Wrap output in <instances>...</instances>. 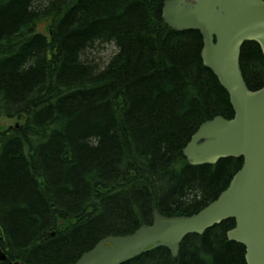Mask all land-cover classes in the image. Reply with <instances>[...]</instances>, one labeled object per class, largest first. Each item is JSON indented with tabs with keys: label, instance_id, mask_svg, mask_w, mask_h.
Segmentation results:
<instances>
[{
	"label": "trees",
	"instance_id": "1",
	"mask_svg": "<svg viewBox=\"0 0 264 264\" xmlns=\"http://www.w3.org/2000/svg\"><path fill=\"white\" fill-rule=\"evenodd\" d=\"M162 0H0V248L21 264H72L100 237L132 233L213 200L242 158L190 165L200 123L230 118L197 30L176 31ZM113 49V51H112ZM109 51L112 53L101 55ZM249 89L264 56L240 49ZM226 219L121 264H246ZM53 233V234H51Z\"/></svg>",
	"mask_w": 264,
	"mask_h": 264
},
{
	"label": "water",
	"instance_id": "2",
	"mask_svg": "<svg viewBox=\"0 0 264 264\" xmlns=\"http://www.w3.org/2000/svg\"><path fill=\"white\" fill-rule=\"evenodd\" d=\"M161 18L175 30L200 32L202 62L227 92L233 110L230 118L216 115L200 123L183 155L191 165L226 157L242 158V164L226 188L197 212L164 216L154 211L150 225L105 236L73 264H121L157 247L176 257L185 235L201 234L227 218L234 220L227 238L244 246L245 263L264 264V85L249 89L239 65L245 41L257 43L264 56V0H164ZM5 259L0 250V260Z\"/></svg>",
	"mask_w": 264,
	"mask_h": 264
},
{
	"label": "rangeland",
	"instance_id": "3",
	"mask_svg": "<svg viewBox=\"0 0 264 264\" xmlns=\"http://www.w3.org/2000/svg\"><path fill=\"white\" fill-rule=\"evenodd\" d=\"M112 51H113V49H112ZM112 51L111 52L106 51L105 53H101V55L112 53ZM15 122H16V120H14V119H8V118L0 117V127H6L8 125L15 124Z\"/></svg>",
	"mask_w": 264,
	"mask_h": 264
},
{
	"label": "flooded vegetation",
	"instance_id": "4",
	"mask_svg": "<svg viewBox=\"0 0 264 264\" xmlns=\"http://www.w3.org/2000/svg\"><path fill=\"white\" fill-rule=\"evenodd\" d=\"M163 1L164 0H162V4H163ZM151 222V220L148 222V223H145V224H149ZM233 227V226H232ZM232 227H230V228H232ZM230 228H228L227 229V231L230 229ZM135 231V230H134ZM133 231V232H134ZM227 231H226V233H227ZM205 232V231H204ZM114 235H116V234H114ZM118 235V234H117ZM105 236H107V235H104V236H102V237H100L88 250H91L94 246H95V244L99 241V240H101L102 238H104ZM233 241V240H232Z\"/></svg>",
	"mask_w": 264,
	"mask_h": 264
},
{
	"label": "bare ground",
	"instance_id": "5",
	"mask_svg": "<svg viewBox=\"0 0 264 264\" xmlns=\"http://www.w3.org/2000/svg\"><path fill=\"white\" fill-rule=\"evenodd\" d=\"M51 234H53V233H51ZM1 236H2V235H1ZM1 236H0V239L2 238Z\"/></svg>",
	"mask_w": 264,
	"mask_h": 264
}]
</instances>
